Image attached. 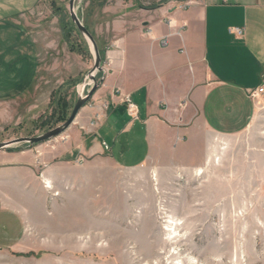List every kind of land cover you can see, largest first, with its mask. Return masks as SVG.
Masks as SVG:
<instances>
[{
  "label": "crops",
  "instance_id": "0c3cea01",
  "mask_svg": "<svg viewBox=\"0 0 264 264\" xmlns=\"http://www.w3.org/2000/svg\"><path fill=\"white\" fill-rule=\"evenodd\" d=\"M41 1L0 0V94L6 99L10 84L25 98L26 88L57 77L58 30L44 22ZM185 1L113 0L97 13L93 36L103 49L104 82L56 150L35 155L36 162L26 154L0 158L3 206L26 221L28 188L42 206L47 192L52 201L72 186L81 193L84 181L99 179L98 173L103 179L111 169L213 165L220 139L264 121V94L252 97L264 88V0ZM126 96L137 107L136 119Z\"/></svg>",
  "mask_w": 264,
  "mask_h": 264
},
{
  "label": "rangeland",
  "instance_id": "374dc122",
  "mask_svg": "<svg viewBox=\"0 0 264 264\" xmlns=\"http://www.w3.org/2000/svg\"><path fill=\"white\" fill-rule=\"evenodd\" d=\"M112 1L77 0L76 11L92 34L100 23L97 13ZM69 5L41 1L44 22L58 30L57 77L26 88L25 98L12 84L9 98L0 94V143L61 126L91 88L94 57ZM69 130L39 145L2 150L0 158L26 154L36 162L35 155L64 143ZM220 140L213 165L111 169L103 179L98 173L99 179L84 181L81 193L72 186L66 196L58 195L54 207L50 193L38 206L28 188L26 221L0 199V264H264V121Z\"/></svg>",
  "mask_w": 264,
  "mask_h": 264
},
{
  "label": "water",
  "instance_id": "95a60500",
  "mask_svg": "<svg viewBox=\"0 0 264 264\" xmlns=\"http://www.w3.org/2000/svg\"><path fill=\"white\" fill-rule=\"evenodd\" d=\"M76 2L77 0H70L69 11L72 22L76 25L80 34L87 40L90 45L92 55L94 57V67L88 78L90 79L91 88L88 90L86 95L81 94L73 108V111L69 117V119L62 124L61 126L45 133L37 137L33 138H20L10 142H2L0 143V151L5 149H10L19 144H28L29 146L39 145L44 142L54 140L64 133H66L76 122L78 115L92 100L93 96L100 89L104 82V60L102 54L100 52L99 46L93 34L88 30V28L84 25L83 21L79 17L76 11ZM103 74L102 78L98 81L97 75ZM86 85V84H85ZM85 89V88H84ZM83 93V92H82Z\"/></svg>",
  "mask_w": 264,
  "mask_h": 264
},
{
  "label": "built area",
  "instance_id": "2783aa9c",
  "mask_svg": "<svg viewBox=\"0 0 264 264\" xmlns=\"http://www.w3.org/2000/svg\"><path fill=\"white\" fill-rule=\"evenodd\" d=\"M194 1H196V0H186L184 3H185L186 6H188ZM233 31L236 32L239 35H241L243 33V30H240V29H236V30H233ZM260 94H264V88H260L256 92L252 93V97L256 98L257 95H260ZM123 101H124V103L127 106L128 113L131 115L132 118L136 119L138 117V110H137L136 105L131 100V98H129V96H126L123 99ZM104 107L107 108V104L106 103L104 104ZM104 147H105L106 150L109 149V146L106 143H104Z\"/></svg>",
  "mask_w": 264,
  "mask_h": 264
},
{
  "label": "trees",
  "instance_id": "16d2710c",
  "mask_svg": "<svg viewBox=\"0 0 264 264\" xmlns=\"http://www.w3.org/2000/svg\"><path fill=\"white\" fill-rule=\"evenodd\" d=\"M102 57H103V59H104V56H102ZM99 76H101V77H102V76H103V74H100Z\"/></svg>",
  "mask_w": 264,
  "mask_h": 264
}]
</instances>
